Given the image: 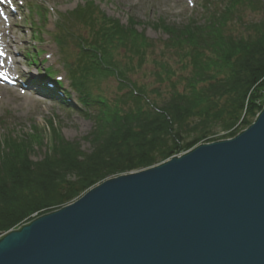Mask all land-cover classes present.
I'll return each instance as SVG.
<instances>
[{
	"label": "trees",
	"instance_id": "1",
	"mask_svg": "<svg viewBox=\"0 0 264 264\" xmlns=\"http://www.w3.org/2000/svg\"><path fill=\"white\" fill-rule=\"evenodd\" d=\"M227 10L221 15H228ZM91 14L85 10L81 15L87 21ZM98 19V26L96 18L87 23L92 38L83 48V63L88 70L96 66L94 71L104 72L108 69L104 54L114 41H126L128 29ZM163 31L168 35L167 45L179 54V63L185 62L183 69H189L177 77L182 89L176 90L175 80L171 94L157 104L133 83H123L130 90L122 96L121 107L114 103L111 108L96 109L89 153H82L78 143L58 140L42 160L34 162L26 137L0 140V235L22 226L33 214L69 205L105 180L154 167L208 142L216 126L226 132L237 124L250 125L264 105V20L243 25L237 36L223 33L216 21L203 26L189 21L180 28L163 27ZM53 41L57 45L55 34ZM178 44L183 49L177 50ZM114 74L120 81L121 72L115 69ZM166 75L168 82L174 73L169 70ZM70 84L78 93L80 107L88 106L91 95L84 91L81 78L76 81L75 74L71 75ZM37 134L32 132V139L37 140Z\"/></svg>",
	"mask_w": 264,
	"mask_h": 264
},
{
	"label": "water",
	"instance_id": "2",
	"mask_svg": "<svg viewBox=\"0 0 264 264\" xmlns=\"http://www.w3.org/2000/svg\"><path fill=\"white\" fill-rule=\"evenodd\" d=\"M0 264H264V106L232 139L1 234Z\"/></svg>",
	"mask_w": 264,
	"mask_h": 264
},
{
	"label": "rangeland",
	"instance_id": "3",
	"mask_svg": "<svg viewBox=\"0 0 264 264\" xmlns=\"http://www.w3.org/2000/svg\"><path fill=\"white\" fill-rule=\"evenodd\" d=\"M232 1L235 0H16L20 6V16L13 19L12 37H6L5 40L12 46L10 52L19 65L16 68L25 75L24 79L31 81L41 75H47L50 81L61 78L60 88L67 91L71 75L75 74L76 81L79 76L84 91L90 92L91 99L88 106L80 107L76 101L78 93L71 92L68 96L70 106H61L56 101L39 97L31 90L0 87V140L26 137L32 145L30 159L34 162L42 160L58 140L78 143L82 153H89V137L97 123L96 112L99 106L111 108L115 103L121 107L122 96H126L130 90L123 83H133L149 100L157 104L171 94V83L175 80L176 85H179L176 90L182 89L177 77L185 71L188 73L189 69H183L185 62L181 65L176 57L179 54L167 45L168 35L163 27L180 28L189 21L203 26L216 21L223 33L237 36L242 32L243 25L264 20V1L251 4L249 0H240L236 5H231ZM225 8L228 9V15L224 16L221 14ZM85 10L92 13L91 17L86 16L89 17L87 21L81 15ZM101 17L128 29V36H124L126 41L120 43L116 40L110 50L104 52V65L108 67L104 72L94 71L96 66L88 70L83 63L86 61L85 55L82 54L84 46H89L92 38L87 23L96 18L95 25L98 26V18ZM53 34L57 38V45L53 41ZM143 45L145 48L140 49V54H135ZM181 45L178 44L176 49H183ZM32 51L39 61L35 67L25 59L26 53ZM115 69L121 72L120 81L114 74ZM169 70L174 76L167 82L166 72ZM256 116L251 119L250 125ZM250 125L237 124L226 132L216 126L211 129L213 136L208 142L197 145L232 139ZM34 131L38 133L37 140L32 139ZM37 214L42 216L48 213ZM37 214H33L22 225L40 217Z\"/></svg>",
	"mask_w": 264,
	"mask_h": 264
}]
</instances>
